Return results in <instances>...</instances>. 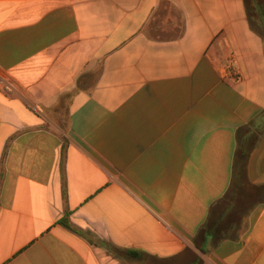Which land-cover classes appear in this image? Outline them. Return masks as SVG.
Wrapping results in <instances>:
<instances>
[{
    "label": "crops",
    "instance_id": "0c3cea01",
    "mask_svg": "<svg viewBox=\"0 0 264 264\" xmlns=\"http://www.w3.org/2000/svg\"><path fill=\"white\" fill-rule=\"evenodd\" d=\"M242 149L264 0H0V264H264V202L203 233Z\"/></svg>",
    "mask_w": 264,
    "mask_h": 264
},
{
    "label": "trees",
    "instance_id": "16d2710c",
    "mask_svg": "<svg viewBox=\"0 0 264 264\" xmlns=\"http://www.w3.org/2000/svg\"><path fill=\"white\" fill-rule=\"evenodd\" d=\"M248 159L249 151L242 149L238 157L236 176L234 177L233 183L231 184V187L227 194L211 208L208 221L203 227V233H207L209 235L211 234L212 236H214L216 240L215 242H220L225 238H238L239 234H241L247 228H242L243 222L240 219L236 222L226 224L225 221L227 219L224 218L226 213H230L229 208L232 202L237 200H239L238 214L240 216L243 215V212L246 210V208L243 207V205H240V200L245 190H247L248 188H252L254 192L257 193L256 203L254 204V206L250 207L249 216L254 207L262 201L261 196H263L264 194V187L253 186L248 181ZM61 223L67 225V222H65L64 220L61 221ZM133 254L135 256L138 255L137 253ZM161 263H163L162 260Z\"/></svg>",
    "mask_w": 264,
    "mask_h": 264
},
{
    "label": "rangeland",
    "instance_id": "374dc122",
    "mask_svg": "<svg viewBox=\"0 0 264 264\" xmlns=\"http://www.w3.org/2000/svg\"><path fill=\"white\" fill-rule=\"evenodd\" d=\"M261 197H262V201L259 202L258 204H261V203L264 202V194ZM256 199H257V193H255L252 188H248L247 190H245L243 195H242V198L240 200L241 201L240 205H243V207L246 208V210L243 212V215L240 216L238 214L239 200L234 201V202H232V204H231V206L229 208V211H230L231 214L229 213L230 214L229 215V214L226 213V215L224 217V218L227 219L225 221V223L227 224V223H231V222H236V221H238L240 219L243 222L242 228H246L248 226V224H249V218H250L249 209H250L251 206H254V204L256 203ZM255 207H254V209H255ZM253 210H252V212H253ZM252 212L250 213V215L252 214Z\"/></svg>",
    "mask_w": 264,
    "mask_h": 264
}]
</instances>
